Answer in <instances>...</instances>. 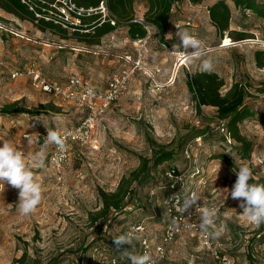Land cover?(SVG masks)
Returning <instances> with one entry per match:
<instances>
[{
  "label": "rangeland",
  "instance_id": "1",
  "mask_svg": "<svg viewBox=\"0 0 264 264\" xmlns=\"http://www.w3.org/2000/svg\"><path fill=\"white\" fill-rule=\"evenodd\" d=\"M24 1L34 12L44 2V14L60 21L64 0ZM217 1L203 0L198 4L202 8L189 0L174 4L164 44L157 34L148 43L143 60L146 72L134 75L125 94L99 120L92 137L98 148L71 145L60 180L48 164V148L44 167L33 160L40 150L37 137L42 130L47 131L45 127L62 130L75 126L82 113L72 104L36 90L24 74L11 79L10 72L24 73L34 67L50 82L61 83L73 68L105 86L111 75L124 68L113 54L134 57L132 40L124 24L103 35V45L95 35L82 40V34L70 33L54 23L48 28L45 23L50 22L35 16L33 20L0 17L11 32L0 30V110L16 103V108L29 112L0 115V145L6 141L24 153L26 164L43 189L42 203L29 216L18 212V189L7 183L4 191L0 189V264H110L112 259L130 264L115 250L113 238L133 236L134 247L129 251L135 254L140 252L142 236L150 240L152 249L161 243L170 219L162 203L168 183L164 172L169 167L183 176L174 188L182 200L185 193L197 191L201 206L219 209L210 231L219 230L222 235L213 239L204 233L195 208L190 210V218L187 212L176 213L181 233L164 246L161 256L152 253L156 264H264V224L251 225L241 214L240 201L225 195L226 189L230 193L242 164L251 167L253 183L261 184L264 179V66L259 67L264 63V17L224 0L230 11L229 31L245 33L247 38L233 41L224 35L220 39L206 12ZM132 7L134 17L144 18L145 0H134ZM89 10L94 9L86 10L79 23H90L92 17L102 22L108 15L100 11V5L96 11ZM175 25L204 42L206 55L214 61L212 73L223 80L224 90L233 82L246 88L249 116L238 123V130L252 145L249 156L221 131L224 123L216 117L214 108L195 107L185 75L200 71V62L189 65L172 54L173 45L181 44ZM70 46H84L95 53L76 55ZM24 134L31 135V142ZM160 152L170 154V158L152 167ZM141 158L151 160L147 181L136 189L120 214L100 216L99 192H114L121 179L139 166ZM138 223L145 228L143 234H131Z\"/></svg>",
  "mask_w": 264,
  "mask_h": 264
},
{
  "label": "trees",
  "instance_id": "2",
  "mask_svg": "<svg viewBox=\"0 0 264 264\" xmlns=\"http://www.w3.org/2000/svg\"><path fill=\"white\" fill-rule=\"evenodd\" d=\"M7 1L10 6L8 11L17 14L18 16L24 14L33 20L34 13L29 10L27 4L22 3L20 0ZM102 1L104 0H73L77 8H82L84 10L96 9ZM133 1L134 0H106L105 7L109 13L108 18L115 19L116 25H110L109 22H106V19L100 24V26H98L99 22L95 20V17H92L90 18V22L92 23L91 27L94 28V30L96 29V33L102 35L113 31L120 24H125L128 28L127 32L131 40L143 38L145 32L142 28L137 24L129 22L133 16ZM177 1L178 0H145L147 9L144 13V18L155 26L163 44L168 21L171 17L174 4ZM202 1L203 0H189L193 5H197ZM230 1L237 9L249 11L259 17H264V0L260 3L256 0ZM40 7H43L42 4H40ZM40 11L41 9L35 10V12L38 13H41ZM208 17L211 25L216 31V35L220 39H223L224 35H227L229 38L233 39V41H241L247 38L245 33L233 34L229 31L230 11L224 0H219L209 6ZM45 25H47L48 28L54 27L51 23H45ZM263 66L264 63H259V67ZM185 77V84L195 107L197 109H200L201 107L214 108L216 117L224 123L227 138L238 143L242 147V150L246 152V155L249 156L252 145L240 135L238 130V123L249 116V111L245 106V101L248 96L246 88L238 82H233L226 90H224V82L216 73H201V71H196L193 73H186ZM15 113L29 112L22 108H16V103L4 106L2 110H0V115H12ZM169 158L170 154L160 152L155 157L151 166L154 167ZM150 161L151 160L149 159L141 158L139 166L128 176L121 179L114 192H99L102 205L99 210L100 216L105 217L111 213L118 215L122 212L126 207L129 198L136 192V189L147 181L149 177ZM169 169L177 171L174 167H169ZM261 184H264V179Z\"/></svg>",
  "mask_w": 264,
  "mask_h": 264
},
{
  "label": "built area",
  "instance_id": "3",
  "mask_svg": "<svg viewBox=\"0 0 264 264\" xmlns=\"http://www.w3.org/2000/svg\"><path fill=\"white\" fill-rule=\"evenodd\" d=\"M20 1L26 4L24 0ZM40 3L43 6L41 8V13L34 12L33 8L29 7V10L34 13L36 19H42L44 21L60 25L64 29L68 28L67 25L77 24L80 20V17H83L82 15L86 11L82 8H77L73 0H64L63 6H61V9L59 10L60 21L55 22L49 16H46V14H44V2ZM105 3L106 0L100 3V11L102 13L108 12L105 7ZM68 4L71 8L68 6ZM197 7L202 8L198 4ZM89 11L93 12L96 11V9ZM108 17L109 13L107 17H104L105 19L103 21L107 19V22H109L110 25L115 26L116 20ZM129 22L137 24L139 27H141L145 32V35L141 39L134 40V57H122V60L125 63V67L110 76L107 85L103 90L96 89L93 85L84 80L76 72H69L64 82L61 83L50 82L38 69H35L34 67H30L24 70V73L18 71L10 72L11 79L16 80L24 74L25 76H28L30 78V80L32 81V85L36 90L44 94L54 96L60 99L62 102L72 104L76 108L80 109L82 113L83 117L75 126L58 130L65 139V149L63 151H59L54 145L48 147V164L50 165L53 174L59 180L64 167L69 161V152L71 145H88L93 149H97L98 145H96L95 142L92 141V137L95 130H97L98 128L99 120L105 114L107 109L113 103L119 101V99L125 94L128 89L129 82L132 80L134 75L138 72H146L143 65V60L148 53L147 46L154 35L157 34L159 38L158 31L153 24H151L143 17L135 16ZM0 30L10 32V30L7 29L1 22ZM90 90L91 94H89ZM220 129L222 132L225 131L224 127H221ZM46 135L47 131L44 130H42L38 134L37 138L41 142L39 146L40 149L45 142ZM28 136L29 134H24L25 138H27ZM258 162L259 164H263L262 160H258ZM182 177L183 176L179 171H175L172 169H167L164 172V178L168 181V183L165 186V189L167 190L163 194L162 203L164 205L163 208L165 211V215L170 219L164 226L161 243L154 246L153 249L151 247L150 240L142 236L140 240L139 254L148 253L152 257V253L154 252L156 256H161L163 254L164 246L172 242L175 237L181 233V227H174L172 225V220H176L175 214L179 213L177 211V208L183 202V200L180 198V195L178 193L176 194V190L174 189L175 185L180 184L183 181ZM153 195L154 192L149 195V202L152 200L151 196ZM144 229L145 228L143 224L138 223L131 230V234H143ZM152 260L153 264H156L153 258ZM110 264H119V262L115 259H112Z\"/></svg>",
  "mask_w": 264,
  "mask_h": 264
},
{
  "label": "clouds",
  "instance_id": "4",
  "mask_svg": "<svg viewBox=\"0 0 264 264\" xmlns=\"http://www.w3.org/2000/svg\"><path fill=\"white\" fill-rule=\"evenodd\" d=\"M178 31L176 37L181 44H174L172 54L176 55L181 61L192 65L199 61L201 73H212L214 71V61L212 57L206 55L205 44L202 40L191 35L187 30L182 29L179 25H175ZM188 49H192L188 52ZM91 94V90L89 91ZM56 120L59 117H55ZM36 120L42 121L40 118ZM47 135L41 149L33 156V160L44 167L47 158V148L54 145L59 151L65 149V139L61 133L54 129L45 127ZM31 142V135L27 137ZM221 163L219 164L220 169ZM237 179L229 193L226 189V198L230 194L234 200H239V207L242 209L243 217L256 227L264 224V184L252 183L253 171L247 164H242L236 171ZM217 178V174H216ZM5 183L11 187L18 189V212L20 215L29 216L34 213L43 200L42 185L37 182L34 172L25 162L24 153L9 142L2 141L0 145V189L4 191ZM201 197L197 191L185 193L182 204L177 211L191 217L192 208L195 212L200 213L199 228L213 239H218L222 233L219 230L210 231L219 214L216 206H201L198 202ZM172 225L177 226V221L172 220ZM107 231V227L105 228ZM115 250L120 252L130 264H153L152 257L148 253L135 254L129 251L134 247V237L129 235H119L113 238ZM125 245L129 247H125Z\"/></svg>",
  "mask_w": 264,
  "mask_h": 264
},
{
  "label": "crops",
  "instance_id": "5",
  "mask_svg": "<svg viewBox=\"0 0 264 264\" xmlns=\"http://www.w3.org/2000/svg\"><path fill=\"white\" fill-rule=\"evenodd\" d=\"M8 8H10V6H9V4H8V1L7 0H0V17L1 18H3V19H8V17H11V16H13V17H19L20 16V18L21 19H30L29 17H27V16H21V14L18 16L17 14H15V13H13V12H11V11H8ZM198 8V7H197ZM207 12V11H206ZM90 14H88L87 13V16H89ZM83 17H84V15H82ZM80 22V21H79ZM77 23V24H71L70 26L71 27H69V28H66V30L67 31H70V33L72 32V33H74V32H76V33H80V34H82V40L84 39V37H89V35H95V37L97 38H100L101 39V43L104 45V42L106 41V38L104 39L103 38V35L104 36H107V35H109V34H111L113 31H111V32H109V33H106V34H102V35H99L98 33H96V29L94 30V28H92L91 27V25H92V23L90 22V23ZM104 21H102V22H99V24H98V26H100V24L101 23H103ZM107 22V21H106ZM78 25V26H77ZM125 25V24H124ZM126 26V25H125ZM127 27V26H126ZM127 30H128V28H127ZM76 35V34H75ZM127 35H128V32H127ZM129 37V36H128ZM108 38H111V36L109 37L108 36ZM91 42H92V40H90ZM91 42H88V43H91ZM97 42V41H96ZM93 43V42H92ZM82 44V43H81ZM119 45H120V47H121V43H119ZM133 45H134V40H132V49H134L133 48ZM69 49H70V51L72 52V53H74V54H84V53H92V54H94L95 53V51H89L86 47H84V46H70V47H68ZM97 50H100V47H98L97 48ZM96 53H98L99 55L101 54V52L100 51H97ZM113 56L114 57H117L118 59H119V61H120V64L123 62V60H122V57H125V56H129V54H118V53H114L113 54ZM118 61V62H119ZM124 63V62H123ZM124 67H125V63H124ZM69 72H76L77 74H79L84 80H86L87 82H89L91 85H93L96 89H99V90H103V89H105V87H106V85H107V83L105 82V86L104 85H102L101 86V84H103L102 82H100L99 80H97V79H91V78H89L88 76H86V75H83L80 71L78 72L76 69H73V68H70L68 71H67V74H66V76H65V78L67 77V75H68V73ZM96 80V81H95ZM108 82V81H107Z\"/></svg>",
  "mask_w": 264,
  "mask_h": 264
},
{
  "label": "bare ground",
  "instance_id": "6",
  "mask_svg": "<svg viewBox=\"0 0 264 264\" xmlns=\"http://www.w3.org/2000/svg\"><path fill=\"white\" fill-rule=\"evenodd\" d=\"M227 44V43H226Z\"/></svg>",
  "mask_w": 264,
  "mask_h": 264
}]
</instances>
